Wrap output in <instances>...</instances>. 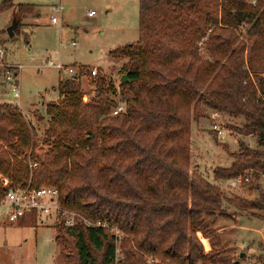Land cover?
I'll list each match as a JSON object with an SVG mask.
<instances>
[{
  "label": "trees",
  "instance_id": "1",
  "mask_svg": "<svg viewBox=\"0 0 264 264\" xmlns=\"http://www.w3.org/2000/svg\"><path fill=\"white\" fill-rule=\"evenodd\" d=\"M138 9V41L110 52L127 81L115 86L97 72L83 104L77 82L90 70L78 66V77L62 79L58 102L46 108L42 159L33 155L35 133L21 110L0 103V176L18 188H56L63 209L105 223H55L67 264H113L117 244L125 264H214L221 240L203 215H214L223 200L215 185L189 173L190 124L205 110L242 118L237 134L255 136L258 149L239 142L231 166L214 169L213 178L250 170L257 187L264 175V0H138ZM119 105L123 111L113 115ZM26 150L38 162L32 172ZM6 193L0 182V202ZM251 209L264 210V193Z\"/></svg>",
  "mask_w": 264,
  "mask_h": 264
},
{
  "label": "rangeland",
  "instance_id": "2",
  "mask_svg": "<svg viewBox=\"0 0 264 264\" xmlns=\"http://www.w3.org/2000/svg\"><path fill=\"white\" fill-rule=\"evenodd\" d=\"M59 6L63 7L60 15L54 11ZM90 12L94 15L88 16ZM53 16L55 24L50 23ZM14 20L19 24L13 37H9L7 29ZM138 24V0H0V50L5 52L8 63L23 66L18 81L12 84L20 86V109L35 133L34 156L42 159L47 150L42 145L48 125L46 108L58 102L59 82L72 78L48 67L47 62H60L76 73L78 66L87 67V73L96 69L98 75L118 86L123 62L111 58L110 52L135 44L139 39ZM246 28H241L243 34L238 42L244 41ZM197 47L204 57L203 45ZM77 83L82 103L88 104L94 92L93 78L86 74ZM9 89L1 92L0 103L12 100ZM214 113L205 110L200 118L192 116L188 165L189 173L201 175L215 185L223 200L214 215H203L221 240L220 249L212 250L214 264H264V210L251 209L264 193V177L256 181L257 187L250 170L231 180L213 178L214 169L231 166V156L238 152L239 142L257 150L256 137L237 134L244 123L242 118L217 112L218 118L213 119ZM214 125L220 135L212 129ZM31 154V150L25 151V161ZM40 220L34 225L0 224V264H67L54 242V219ZM197 237L205 251H210L202 233L198 232Z\"/></svg>",
  "mask_w": 264,
  "mask_h": 264
},
{
  "label": "built area",
  "instance_id": "3",
  "mask_svg": "<svg viewBox=\"0 0 264 264\" xmlns=\"http://www.w3.org/2000/svg\"><path fill=\"white\" fill-rule=\"evenodd\" d=\"M254 1L255 0L252 2L254 3ZM54 11L60 15L63 11V7H55ZM92 15H94V12L88 14V16ZM50 23H57L56 17H51ZM198 45L202 46V41L198 43ZM47 65L48 67L65 73L66 77H78L73 68H66L60 62L54 63L52 60H49ZM22 69V65L8 63L5 60V52L0 50V85L3 84L6 87L5 93H7L8 87L10 88L9 91L13 101L11 100L9 105L16 106L19 109L21 99L20 86L18 83H12L18 81ZM96 75L97 70L91 69L89 77H95ZM122 111L123 105H119L112 114L117 115ZM212 118H218V113L215 112ZM212 129L218 132L219 135L221 134L217 126L214 125ZM26 164L30 171L35 170L38 166V162L30 158H28ZM236 181L239 182L240 178L236 179ZM0 182L3 187L7 188V193L0 202V223L2 224L14 225L22 220L29 219V217H34L35 221L40 223L41 218H52L54 219V223L62 221L66 228H73L78 219H81L87 227H106L105 223L93 224L80 217L77 213L63 209L59 203V193L56 188L44 186L35 189L30 186V183L24 188H18L12 186L7 178H2L1 176ZM112 232H114L116 236L119 235L115 230H112ZM150 262H153V260L150 259ZM113 264H125L124 256L120 252L118 244L115 249Z\"/></svg>",
  "mask_w": 264,
  "mask_h": 264
},
{
  "label": "water",
  "instance_id": "4",
  "mask_svg": "<svg viewBox=\"0 0 264 264\" xmlns=\"http://www.w3.org/2000/svg\"><path fill=\"white\" fill-rule=\"evenodd\" d=\"M18 23H19L18 21L14 20L12 26L7 29V33H8L9 37H13L14 31L17 28ZM125 81H127V77H126V75H122L119 82L124 83Z\"/></svg>",
  "mask_w": 264,
  "mask_h": 264
},
{
  "label": "crops",
  "instance_id": "5",
  "mask_svg": "<svg viewBox=\"0 0 264 264\" xmlns=\"http://www.w3.org/2000/svg\"><path fill=\"white\" fill-rule=\"evenodd\" d=\"M1 92L2 93H5L6 92V87L3 85V84H1L0 85V100H1V102H3L2 101V99H1ZM21 100V99H20ZM7 104H9V103H7ZM20 107H21V105H20ZM22 112V111H21ZM23 114V113H22ZM24 115V114H23ZM232 162H233V160H232ZM230 164V163H229ZM229 167V165H227L225 168H228ZM262 177H264V175L262 176ZM27 220H28V222H27ZM23 222H26L27 224H31V225H34V224H36L37 222L34 220V223H32V221L30 220V219H26V221L25 220H22L21 222H19V224L22 226V225H24V223ZM31 222V223H30ZM0 224H2V223H0ZM1 226H7V225H5V224H2ZM12 226V225H11Z\"/></svg>",
  "mask_w": 264,
  "mask_h": 264
}]
</instances>
